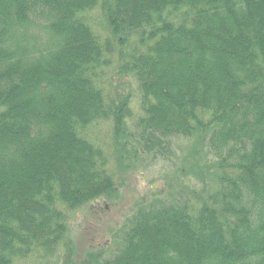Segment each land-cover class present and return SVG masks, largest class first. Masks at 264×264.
Here are the masks:
<instances>
[{
    "label": "trees",
    "instance_id": "1",
    "mask_svg": "<svg viewBox=\"0 0 264 264\" xmlns=\"http://www.w3.org/2000/svg\"><path fill=\"white\" fill-rule=\"evenodd\" d=\"M112 53L139 86L146 143L209 123L223 182L196 209L148 211L104 264H264V0H0V264L55 245L66 209L114 192L87 136L110 117L127 148L128 98L107 110L99 84Z\"/></svg>",
    "mask_w": 264,
    "mask_h": 264
},
{
    "label": "rangeland",
    "instance_id": "2",
    "mask_svg": "<svg viewBox=\"0 0 264 264\" xmlns=\"http://www.w3.org/2000/svg\"><path fill=\"white\" fill-rule=\"evenodd\" d=\"M44 28L39 26L31 30V36L40 43L38 48L47 44L48 32ZM102 36L106 37L104 33ZM110 57L112 64L98 72L99 84L107 110L121 96L128 98L127 148L118 143L121 138L113 133L115 125L110 117L99 119L88 129L87 136L105 149L108 172L115 183L114 192L111 196H100L91 204L76 207L72 212L66 209L68 229L65 236L58 237L53 246L29 252L17 259L16 264H104L121 248L125 232L148 211L183 206L184 203L196 209V205L208 201L219 182H223L220 160L209 144V123L202 136H172L160 142L155 136L156 143L152 139L151 145L150 141L146 143L139 86L134 79L127 82L122 79L117 74L116 56L112 53ZM125 150L131 151L127 153L129 162H133L131 165L123 162L117 170L115 158H125ZM119 152L122 155H118Z\"/></svg>",
    "mask_w": 264,
    "mask_h": 264
}]
</instances>
